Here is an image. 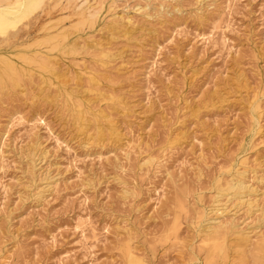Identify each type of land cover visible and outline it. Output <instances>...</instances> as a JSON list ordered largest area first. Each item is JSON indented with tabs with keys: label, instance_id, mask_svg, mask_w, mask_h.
Returning a JSON list of instances; mask_svg holds the SVG:
<instances>
[{
	"label": "rangeland",
	"instance_id": "obj_1",
	"mask_svg": "<svg viewBox=\"0 0 264 264\" xmlns=\"http://www.w3.org/2000/svg\"><path fill=\"white\" fill-rule=\"evenodd\" d=\"M56 1L22 7L0 32V54L31 72L0 93V264H123L127 243L146 264H204L202 225L215 217L255 243L264 232V0ZM86 7L100 15L78 31ZM59 29L68 30L60 45H37ZM33 52L48 55L49 70L17 57ZM88 89L100 92L90 109L104 114L102 143L67 112L68 97L84 100ZM236 173L247 193L224 195L219 182ZM251 240L242 258L229 237L215 264H251Z\"/></svg>",
	"mask_w": 264,
	"mask_h": 264
},
{
	"label": "bare ground",
	"instance_id": "obj_2",
	"mask_svg": "<svg viewBox=\"0 0 264 264\" xmlns=\"http://www.w3.org/2000/svg\"><path fill=\"white\" fill-rule=\"evenodd\" d=\"M59 1V0H58ZM56 1V2H58ZM62 1V0H61ZM68 1V0H67ZM75 1V0H74ZM85 2L87 0H84ZM42 0H0V32L2 33H5L12 25L13 23L16 21V19H19V16H23V10H22V7L24 8H28V7H39L41 4L43 5L44 3L42 2ZM70 2V0L68 1ZM76 2V1H75ZM84 2V3H85ZM95 2V0H94ZM63 3V2H62ZM73 3V2H72ZM83 3V2H82ZM93 3V2H92ZM96 3V2H95ZM103 5V2H101ZM113 2H111V5H112ZM46 4V3H45ZM60 4V3H59ZM105 4V3H104ZM55 5V4H54ZM75 5V4H72V6ZM81 5V4H80ZM79 5V6H80ZM96 5V4H95ZM45 6V5H44ZM68 6V5H67ZM71 6V4H70ZM77 6V5H75ZM86 6V5H85ZM89 6V5H88ZM114 6V5H113ZM146 6V5H145ZM64 7V6H63ZM61 7V8H63ZM66 7V6H65ZM83 7V6H82ZM92 8L94 7L91 6ZM96 7V6H95ZM103 7V6H102ZM101 7V8H102ZM108 7V6H107ZM111 7V6H110ZM75 8V7H74ZM73 8V9H74ZM89 7H86L85 11L81 10V13L79 14V18L78 20L76 21V23L74 24V27L76 29H79L78 31H80L81 29L80 28H83V27H89L91 28L92 26H94L95 24V21H96V18H97V14L101 11V9L99 10V12L97 13L96 9L95 12H89V11H86ZM100 8V7H99ZM141 8V7H140ZM147 8V6L145 7V9ZM52 9V8H51ZM65 9V8H63ZM69 9V8H68ZM71 9V8H70ZM81 9V8H80ZM79 9V10H80ZM111 9V8H109ZM44 10V8H43ZM72 10V9H71ZM56 11V10H55ZM104 11V9H103ZM60 13V12H58ZM157 13H161V10L159 8V10L157 11ZM48 14V13H47ZM74 15H76L74 13ZM73 15V16H74ZM100 15V13H99ZM67 16V15H65ZM72 16V17H73ZM58 19V17L56 18V20ZM59 19H61L59 17ZM64 19V18H63ZM72 19V18H71ZM67 20V19H66ZM70 20V18H69ZM98 20V19H97ZM55 21V19L53 20ZM51 22V21H50ZM56 22V21H55ZM59 22L61 23L62 20ZM52 23V22H51ZM57 23V22H56ZM55 23V24H56ZM120 23V22H119ZM49 24V22H48ZM47 24V25H48ZM54 24V23H53ZM62 24V23H61ZM60 24V25H61ZM118 24V23H117ZM115 24V25H117ZM122 24V23H121ZM46 25V24H45ZM45 25H44V28H45ZM58 25V24H56ZM113 25V26H115ZM120 25V24H119ZM51 26V25H50ZM66 26V25H65ZM72 26V25H71ZM41 27V26H40ZM55 27V26H53ZM120 27V26H119ZM42 28V27H41ZM40 28V30H41ZM42 28V29H44ZM57 28V27H56ZM113 28V27H112ZM117 28V27H116ZM114 27V30L116 29ZM125 28V27H124ZM50 29V27H49ZM48 29V30H49ZM51 29H52V26H51ZM54 29V28H53ZM65 29V28H64ZM122 29V28H121ZM46 30V29H45ZM47 30V32H49ZM63 30V29H62ZM112 30V29H111ZM118 30V29H117ZM39 31V30H38ZM37 31V32H38ZM58 31V30H57ZM68 31V30H67ZM67 31L64 30V31H61L59 29V32H56V33H47L45 36H41L42 38H40L38 44H43V45H46L48 46V50L50 49H53L55 47H57L58 45H60L67 37ZM77 31V30H76ZM110 31V30H109ZM122 30H120L121 32ZM126 31V30H125ZM128 31V30H127ZM126 31V32H127ZM130 31V30H129ZM116 32V31H115ZM118 32V33H120ZM45 33V32H44ZM113 33V31H112ZM117 33V34H118ZM38 35V34H37ZM13 37V36H12ZM34 38V37H33ZM10 39V38H9ZM36 40V39H35ZM110 41V40H109ZM5 42V41H4ZM34 45V43H33ZM32 45V46H33ZM107 50V49H106ZM96 51V50H95ZM40 53V52H39ZM70 54V53H69ZM43 53L40 55L38 54L37 52H33L31 53V55L29 54H21V55H18L17 57L19 59H21V61H23V63H25L26 65L27 64H33V65H36V68L40 69V70H49L50 69V60H49V57L48 55L46 56H42ZM101 56H104L106 58V61H111L114 59V53H110L109 51H106L104 52L103 54H101ZM10 57V56H9ZM7 55L5 54H0V93H2L3 95H5L6 93L9 92V90H12V89H15L17 87H19L20 85H22L24 82L25 79H29L30 78V75H31V72L29 71V68H23L22 64L21 66L22 67H17V65L11 60V57L9 58ZM102 58V57H101ZM105 58H102V59H105ZM101 59V60H102ZM102 62H100L101 64ZM106 63V62H105ZM24 64V65H25ZM109 64V63H107ZM111 64V63H110ZM109 64V65H110ZM54 65V64H53ZM106 66V65H105ZM104 66V68H105ZM30 67V66H29ZM31 70V68H30ZM60 76V74H59ZM65 76V75H64ZM100 76V75H99ZM67 77V76H66ZM77 77V76H76ZM104 77V76H103ZM90 85H94L96 82L94 80L93 77H90ZM23 82V83H22ZM76 85V84H75ZM88 85V84H87ZM96 85V84H95ZM73 88V87H72ZM89 88V86H88ZM95 88V87H94ZM80 89V88H79ZM84 92V91H83ZM88 93L90 96H88L86 98L87 95H85V98L84 100H80V99H75L73 100L71 97H68V103H69V106L67 107V112H69V116L70 118L72 119V121L76 124V127L77 128H83V129H86V130H89L91 128V126H95L96 127V130L93 134H95V138H94V141H98L99 139H101L99 141V143H102L103 142V139L104 137L106 136V132H104V130H102L101 128H97V125L99 123V120L102 116H104V114H94V111L90 109V106L92 104V102L96 101L100 96H99V93L98 91H95L94 89H88ZM1 94V95H2ZM2 95V96H3ZM1 96V97H2ZM105 96V95H104ZM0 97V99H1ZM84 97V95H83ZM83 99V98H82ZM104 99V98H103ZM110 101H111V98H110ZM114 101V100H113ZM91 102V103H90ZM87 104V105H86ZM106 113V112H105ZM106 116V114H105ZM108 116V115H107ZM106 116V117H107ZM196 116V115H195ZM252 116V115H251ZM109 117V116H108ZM107 117V119H108ZM104 118V117H103ZM110 118V117H109ZM73 124V123H72ZM108 128V127H107ZM112 131V130H111ZM82 132V131H81ZM84 133V132H83ZM82 133V135H83ZM111 133V132H110ZM113 133V132H112ZM93 135L91 134L90 135V138L92 137ZM111 136V135H110ZM86 139V138H85ZM86 141V140H85ZM153 158V157H151ZM149 159V158H148ZM152 159H149L147 160L148 163L152 164ZM155 160V159H153ZM154 162V161H153ZM244 174V173H243ZM242 173H236L234 176H232L230 179H226L223 183L222 182H219V189L222 190L224 192V195H232L234 197H243L245 196V194L247 193L246 190L249 189V186L246 185V182L244 181V177ZM253 190V189H252ZM181 191V190H180ZM183 193H185L184 191H182ZM249 193V192H248ZM220 194V193H219ZM182 195V194H181ZM254 195V194H253ZM180 196V195H179ZM249 196V195H248ZM252 196V195H251ZM183 198V197H182ZM178 199V198H177ZM175 199V201L178 202V206L180 208H182V203L179 201L181 200L180 197L179 199L177 200ZM218 201V200H217ZM235 201V200H234ZM243 202V201H242ZM254 202V201H253ZM249 208V206H248ZM177 209V208H176ZM218 209V208H217ZM225 209V208H224ZM180 210V209H179ZM177 211V210H176ZM217 212V211H216ZM176 213V212H175ZM180 213V212H179ZM177 214V213H176ZM174 215L175 218L174 220L172 221L171 225L169 223V220L167 221V225H170L169 226V229H168V233H174L175 230L177 229V225H178V222H177V219H178V215ZM205 215V214H204ZM203 215V212H199L196 214V219L197 220V223L201 226V223L203 221H207L208 218L206 219L205 216ZM177 216V217H176ZM214 222H208L206 223V225H202L203 229H204V234L202 232V234L204 235V241H206L207 243L205 244V254H204V264H215V262H217V260H221V259H226L227 258V254H228V251L229 250V245L228 244V239L229 237L231 236H234V239H235V246L237 245V250L236 251H239L240 255L243 257H246L247 255L245 254L246 251L244 249H247V244H249L250 240H251V237L249 236H246L244 234H242V232H238L237 230H235V224L233 225L232 221L230 222H227L226 220H216L217 218L215 217L214 218ZM172 220V219H171ZM179 220V219H178ZM193 221V220H192ZM171 222V221H170ZM232 222V223H231ZM166 223V222H164ZM205 223V222H204ZM198 226V225H197ZM165 227V225L163 226ZM168 228V227H167ZM199 228V226H198ZM202 229V228H201ZM200 229V230H201ZM202 229V230H203ZM238 229V228H237ZM201 230V231H202ZM163 231V230H162ZM164 231H165V228H164ZM177 232V231H176ZM163 233V232H162ZM166 233V232H165ZM161 234V233H160ZM177 234V233H176ZM175 234V235H176ZM202 235V236H203ZM256 235V234H254ZM166 236V235H164ZM172 236V235H169V237ZM168 237V235L166 236ZM166 237H165V240H166ZM163 238V237H162ZM174 238H177V236H175ZM255 238V237H254ZM161 239V237H160ZM164 239V238H163ZM232 239V238H231ZM256 241L255 243L253 244V246L250 248L251 249V253H249V255L251 254V258L254 262V264H264V232L261 234H259L258 237H256ZM167 241V240H166ZM203 241V239L201 240ZM251 242V243H252ZM205 243V242H204ZM126 244V242H125ZM130 244V243H129ZM128 243L126 245L123 246V248L120 249L122 250V254H123V258H124V262L123 264H146L143 260V258H141L140 256H138L137 254H135V252L133 251L131 245H129ZM251 245V244H250ZM204 247V246H202ZM232 247V246H231ZM242 247V248H241ZM246 247V248H245ZM253 248V249H252ZM232 249V248H230ZM241 249V250H240ZM202 250V249H201ZM249 250V249H248ZM203 252V251H202ZM245 252V253H244ZM249 252V251H247ZM204 253V252H203ZM147 262V261H146ZM251 262V264H252Z\"/></svg>",
	"mask_w": 264,
	"mask_h": 264
}]
</instances>
